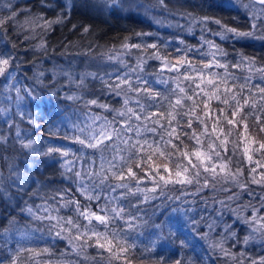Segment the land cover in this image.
Masks as SVG:
<instances>
[{
	"label": "snow or ice",
	"instance_id": "obj_1",
	"mask_svg": "<svg viewBox=\"0 0 264 264\" xmlns=\"http://www.w3.org/2000/svg\"><path fill=\"white\" fill-rule=\"evenodd\" d=\"M111 3L115 4L116 0ZM236 4L248 15L247 31L230 27L219 18H197L192 13L181 12L179 14L189 23L188 32L191 33L196 24L202 26L199 46H189L183 39L148 42L146 38L153 37L154 33L137 32L135 40L133 36H125L119 48L114 46L112 54L107 55V60L112 62L111 71L103 75L61 73L69 85L82 90L80 95L65 93L64 98L81 102L87 110L83 125L74 124V134L62 137L79 145L75 150L68 144L49 141L46 151H39L35 147L37 141L26 139V134L21 133L11 109L0 107V118L8 128L7 134L0 132V145L12 140L21 152L52 158L54 163H60L61 177L68 183L67 187L44 198L43 203L33 207L25 202L20 209L32 220L47 222L43 231L22 230L16 227L14 219L8 220V226L0 232V264H84L89 259L88 249L96 250V255L91 257L92 264H133L138 244L132 234L142 235L140 229L145 226L153 230L154 237L143 249L146 253H152L158 242L170 238L178 239L181 249L191 246L194 257H181L171 264H216V260L222 258L223 264H264V255L257 259L248 256L246 251L249 244H259L264 250V57L236 51L229 61V52L203 35L209 32L221 41H259L264 47V0L243 3L236 0ZM13 5L14 0H0V11L8 12L0 16V42H4V49L0 50V77L4 79L0 83L8 93L6 102H13L12 92H15L17 114L23 119L21 102L25 97L37 100L38 96L33 87L21 89L18 86L13 54L16 44L8 48L6 26L12 25L19 35L25 25L42 21L39 26L46 32L54 24L62 23L73 5L59 4L64 11L56 20L43 15L33 17L30 9L18 12ZM151 8L168 11V0H156L146 11ZM20 14L28 16L23 23L18 20ZM209 24L217 25L219 30L212 31ZM83 31L87 33L89 29L85 27ZM28 38L25 36L26 40ZM173 43L176 46L168 51ZM35 48L47 52L44 41ZM125 57H134V63H129ZM149 61L159 62L152 72L147 71ZM44 75L43 71H38L32 79L43 85ZM56 78L54 71L53 82ZM89 78L99 80L102 94L119 98L120 107L102 103L99 96L85 98L88 93L83 90L87 89ZM59 91L51 94L55 96ZM93 107L106 114L93 113ZM28 123L35 126L30 115ZM13 128L14 136L11 135ZM70 154L74 159H68ZM0 159L5 160L8 168L7 177L0 171V190L5 183L8 188L25 190L29 178L7 157ZM148 183L151 188L142 187ZM168 185H195L194 194L205 189L215 191L218 186L222 191L238 188L239 192L227 197L229 202L238 201L246 193L251 199L243 205V211L250 215H241L239 204L233 209L225 201H219L222 208H229L236 220L247 226L243 240L229 225L225 229L227 235L208 244L210 254L202 255L205 250L196 236L210 240L212 223L207 224L209 233L200 235L197 231L200 222L191 218L182 221L169 217L158 223L153 220L151 224L143 220L138 204L157 198L146 193L159 190L160 195H164L163 189ZM252 185L258 186L260 191ZM257 199L258 204L252 203ZM133 200L138 203L134 204ZM62 209L72 214L60 215ZM184 215L187 216V212ZM188 223L192 224L190 231L185 230ZM37 231L41 232L39 236L35 235ZM49 238L53 244L67 241L70 251L57 252L48 246H38L39 241L47 242ZM228 240L233 241L231 247L225 246ZM241 243L245 249L238 253L233 251ZM160 246L164 248L165 244ZM198 247L201 251H197ZM157 264L168 262L160 256Z\"/></svg>",
	"mask_w": 264,
	"mask_h": 264
},
{
	"label": "trees",
	"instance_id": "obj_2",
	"mask_svg": "<svg viewBox=\"0 0 264 264\" xmlns=\"http://www.w3.org/2000/svg\"><path fill=\"white\" fill-rule=\"evenodd\" d=\"M155 2L156 0H116V3L113 4L111 0H43V2L42 0H14L13 6L18 12L21 9H30L33 17L43 15L49 20H56L64 11L59 7V4L71 3L73 5L63 22L54 24L52 29L46 32L39 26L42 21L37 24L25 25L19 35L12 25L6 26L8 35L5 42L8 44V48L11 49V45L16 44L13 54L16 57L14 66L16 77L20 81L18 86L21 89L33 87L38 99L30 100L25 97L20 107V111L24 113V118L21 119L14 103L15 92H12L13 102H6L5 97L8 93L4 92V84L0 83V93H2L0 94V107L11 109L21 133L26 134V139L36 140L35 147L39 151H46L49 141L68 144L74 150L79 148V145L71 144L70 139L63 140L62 137H71L74 134L72 131L74 124L83 125L87 118V110L83 108L81 102L68 101L64 98L65 93L80 95L82 90L76 88L75 85H69L66 77L61 73L71 72L79 75L85 72H97L103 75L105 71H111L112 62L107 60V55L112 54L111 50L114 46L119 48L125 36H133L135 40L134 33L137 32L154 33L153 37L146 38L148 42L157 39L178 42L179 39H183L189 46H199L202 26L196 24L193 26L192 32H188L189 23L179 14L181 12L192 13L197 18L203 16L219 18L230 27H237L242 31H247L249 28L248 15L242 6L236 4V0H168V11H162L159 8H151L146 11V8L154 5ZM243 2H247V0H242ZM49 3L51 7H45V4ZM138 5H144V7H138ZM7 14V10L0 11V16ZM27 18V14L18 16L21 23ZM157 20L162 23H157ZM85 27L89 29L87 33L83 31ZM208 27L212 31L219 30L215 24H209ZM203 35L207 39L214 40L229 52L230 55L227 58L229 61L233 60L236 51H242L246 55L257 58L264 57V47H261L259 41L244 39L239 42L232 39L221 41L219 37L212 36L209 32H205ZM25 36L29 38L26 40ZM42 41L46 42L47 52L35 48ZM175 46L176 44L173 43L168 51H172ZM3 49L4 42H0V50ZM125 59L129 63H134V57H125ZM158 63V61H149L147 71H154ZM38 71L45 73L43 85L36 84L32 79L34 73ZM54 71L57 73L55 82L52 80ZM3 79L0 77V82ZM86 83L88 87L83 91H86L88 95L85 98L99 96L102 103L120 107L119 98L102 94V85L99 80L93 81L89 78ZM57 89L60 91L53 96L51 93ZM92 112L106 114L103 113V110L95 107L92 108ZM29 115L35 120V126L28 123ZM0 132L5 134L8 132L7 125L3 123L2 118H0ZM11 135H15V128L12 129ZM0 157H7L9 162L17 165L19 170L29 178L23 191L14 186L8 188L7 183L3 190H0V232L8 226L10 219H14L17 222L16 227L22 230L27 228L29 231L35 229L43 231L47 222L32 220L21 213L20 209L25 206V202L35 207V205L43 203L44 198L53 195L57 189L68 186L67 181L61 177L60 163H54L53 159L47 156H33L21 152L19 145L12 140H9L6 145H0ZM68 159L72 160L74 157L70 154ZM77 166L79 167V164ZM0 171L5 177L8 176V168L4 159H0ZM142 187L151 188L152 185L148 183ZM225 187L230 186L226 185ZM195 188V185L183 187L168 185L163 189L164 195H160L159 190L146 193L150 197L157 198L139 203V215L149 224L153 220L158 223L169 217H178L182 221L191 218L200 222V227L197 230L200 235L209 233L207 224L212 223L213 230L209 233L210 240H200V236H196L205 250L201 252L202 255L207 253L208 244L211 241H219L222 236L228 234L225 229L229 225L232 226L231 231H235L237 237L242 241L247 234V226L238 222L235 214L229 208H222L219 201H225L233 209L237 207V204L241 205V215L246 216L250 213L243 211V205L247 204L251 198L244 193L238 201L229 202L227 197L240 191L235 187H230V191H222L218 186L215 191L205 189L194 194ZM252 188L257 192L260 191L256 185H252ZM176 197H180V199L177 200ZM183 201L187 202L182 203ZM133 203L138 202L133 200ZM252 203L258 204V199L252 200ZM174 209H179V211H173ZM185 212H187V216L184 215ZM71 214L66 209H62L60 212V215L65 216ZM191 228L192 224H186V231H190ZM140 231L143 233L142 235L132 234L136 237L138 244L133 264H157L160 256H164L168 264H171V261L175 259L181 257L187 259L195 256V253L191 251V246L181 249L179 240L174 238L158 242L152 253H146L143 249L149 245L151 239H154L151 235L153 230L145 226ZM40 234V231L35 232L36 236ZM193 234L195 235V233ZM161 243L165 244L164 248H161ZM232 243V240H228L225 246L231 247ZM11 246L14 247V243ZM38 246H48L57 252L65 249L70 251L67 241H57L53 244L50 238L47 242L39 241ZM244 249L245 246L241 243L233 251L238 253ZM197 251H201V248L198 247ZM246 251L248 256L257 259L260 255H264V250L259 244H249ZM95 255V249H88L89 259L85 260L84 264H92L91 257ZM213 259L216 257L213 256ZM216 264H223V258L216 260Z\"/></svg>",
	"mask_w": 264,
	"mask_h": 264
}]
</instances>
